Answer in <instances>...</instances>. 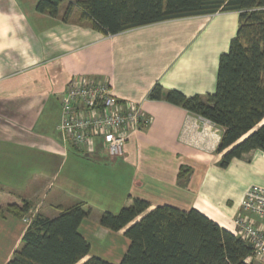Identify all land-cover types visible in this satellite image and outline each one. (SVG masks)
Wrapping results in <instances>:
<instances>
[{"label": "crops", "instance_id": "obj_1", "mask_svg": "<svg viewBox=\"0 0 264 264\" xmlns=\"http://www.w3.org/2000/svg\"><path fill=\"white\" fill-rule=\"evenodd\" d=\"M38 1L0 0V208L28 206L21 217L0 216V264L20 248L35 215L52 219L76 204L88 212L78 233L89 246L76 264L90 257L119 264L129 246L125 230L162 205L195 209L234 234L244 192L264 188V153L252 150L220 168L227 151L217 152L222 129L148 94L156 85L186 97L213 93L238 12L106 35L80 18L77 0H64L56 16L38 12ZM80 77L107 82L150 118L129 138L122 158L63 144L57 131L61 101L68 81ZM181 166L187 173L179 178ZM133 199L148 209L127 226L111 231L99 224L103 213L117 214Z\"/></svg>", "mask_w": 264, "mask_h": 264}, {"label": "trees", "instance_id": "obj_2", "mask_svg": "<svg viewBox=\"0 0 264 264\" xmlns=\"http://www.w3.org/2000/svg\"><path fill=\"white\" fill-rule=\"evenodd\" d=\"M64 0H39L36 10L56 16ZM80 18L106 35L167 20L217 12H238V27L227 52L220 55L216 86L211 94L186 97L156 85L150 100H163L220 127L219 167L226 168L252 150L264 153V0H77ZM71 5L64 18H68ZM186 174L180 167L178 177ZM148 209L133 199L117 214L103 213L99 224L119 231ZM21 217L28 212L10 205L0 208ZM88 215L76 204L57 217L35 215L6 264H76L89 251L78 226ZM129 246L119 264H248L252 247L195 209L155 207L124 232ZM82 264H109L90 257Z\"/></svg>", "mask_w": 264, "mask_h": 264}, {"label": "built area", "instance_id": "obj_3", "mask_svg": "<svg viewBox=\"0 0 264 264\" xmlns=\"http://www.w3.org/2000/svg\"><path fill=\"white\" fill-rule=\"evenodd\" d=\"M204 124L212 123L202 117ZM140 106L119 99L107 82L71 78L60 105L57 131L64 145L90 153L98 143L111 160L122 158L129 138L148 126ZM27 222V221H26ZM264 188L249 187L234 218L235 235L252 247L247 260L264 264Z\"/></svg>", "mask_w": 264, "mask_h": 264}, {"label": "rangeland", "instance_id": "obj_4", "mask_svg": "<svg viewBox=\"0 0 264 264\" xmlns=\"http://www.w3.org/2000/svg\"><path fill=\"white\" fill-rule=\"evenodd\" d=\"M98 145H99V146H98ZM95 147H96L97 149L103 148L102 145H100V144H98V143L96 144Z\"/></svg>", "mask_w": 264, "mask_h": 264}]
</instances>
